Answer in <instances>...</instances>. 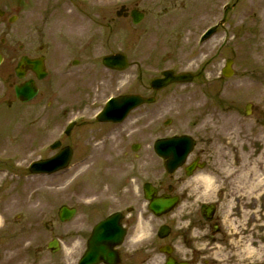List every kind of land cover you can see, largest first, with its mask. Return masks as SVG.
<instances>
[{
  "label": "rangeland",
  "instance_id": "rangeland-1",
  "mask_svg": "<svg viewBox=\"0 0 264 264\" xmlns=\"http://www.w3.org/2000/svg\"><path fill=\"white\" fill-rule=\"evenodd\" d=\"M34 2L42 12L36 17L44 28L48 27L46 33L52 37L55 30L71 34L74 41L87 46L89 57L85 68L77 67L84 70L80 86L76 78L73 91L57 84L49 90L55 76V71L49 69L51 74L43 81L40 95L14 109L16 123H9L7 132L6 126H0V136H5L2 148L6 151L0 156V210L6 183L23 184V192L43 199H48L50 193L60 200L74 185L75 194L81 196L78 200L93 199L101 195L98 190H106L101 185L122 181L120 154L132 156L133 143L140 144L138 162L141 164L149 154L154 158V168L160 170L153 155L154 140L185 133L196 139L195 152L205 151L207 170L203 173L213 178L214 173L220 174L218 178L224 180L215 183L226 192L225 198L219 200V210L225 219L224 229L231 233L228 237H233L228 246L245 262L260 261L264 257V231L252 224L257 214H264V195L256 198L263 192H249L245 179L236 180L239 174H227L222 169L234 160L239 165L246 159L249 167L257 165L255 169L264 176V154L258 159L264 148V0ZM226 4L230 7L223 12ZM121 5L136 7L145 17L137 25L129 16L116 17ZM213 25H218L217 31L201 40L202 33ZM116 52L126 55V69L118 72L103 68L101 57ZM228 58L233 60L234 73L223 78L220 72ZM165 69L190 72L195 77L189 83L152 92L148 82ZM4 88L0 82V91ZM123 93L154 96L156 100L137 108L121 124L94 123L92 116L105 100ZM246 103L253 105L248 117L243 112ZM166 119L171 120L167 126L163 125ZM70 121L77 124L64 142L74 150L69 168L53 176L24 175L32 160L51 155L50 143L62 136ZM14 137L18 139L14 141ZM115 137L121 141L119 144ZM108 188L109 192L114 189ZM252 212L256 218L253 222L248 221ZM260 217L256 222L264 223V216ZM2 242L0 239V264H8Z\"/></svg>",
  "mask_w": 264,
  "mask_h": 264
},
{
  "label": "flooded vegetation",
  "instance_id": "flooded-vegetation-1",
  "mask_svg": "<svg viewBox=\"0 0 264 264\" xmlns=\"http://www.w3.org/2000/svg\"><path fill=\"white\" fill-rule=\"evenodd\" d=\"M34 1L0 0V80L6 87L0 91V126L16 123L15 113L5 118V108L20 104L14 86L32 81L39 93L43 80L51 74L49 69H53L55 76L48 89H54L55 84L73 89L75 79L79 80L77 86L82 80L84 70H79V66H86L85 44L79 41L75 44L74 37L61 30H55L54 37L47 34L48 27L44 28L36 17V13L42 12ZM33 61L44 64L46 75L41 80L27 64ZM1 139L2 136L0 156L6 152ZM17 139L14 137V141ZM65 145L68 143L62 142L60 148ZM203 153L195 152L172 173L164 170L162 160H158L160 170L155 169L154 158L149 154L142 158L141 164L136 152L132 156L127 152L120 154L124 177L115 185H101L106 188L100 191L101 199L78 200L81 196L75 194L74 185L60 200L50 193L48 199H43L32 192H23V184H4L0 210L4 261L79 264L89 247H93L94 254L100 257L96 264H264V257L260 263L245 262L228 246L233 237H228L231 233L224 229L225 219L219 210L222 203L219 200L225 198L226 192L216 189L209 194L204 190L203 169L186 174L188 165L202 164ZM108 187L114 189L109 192ZM146 188L157 199L174 198L173 206L156 214L150 208L151 200L146 198ZM63 207L74 209V216L61 219ZM100 224L101 236L96 239L94 232Z\"/></svg>",
  "mask_w": 264,
  "mask_h": 264
},
{
  "label": "water",
  "instance_id": "water-1",
  "mask_svg": "<svg viewBox=\"0 0 264 264\" xmlns=\"http://www.w3.org/2000/svg\"><path fill=\"white\" fill-rule=\"evenodd\" d=\"M117 15H120V13L118 12ZM131 17L133 23H138L142 17V14L138 13L137 11H133L131 12ZM103 62L106 66L117 69H122L126 65V60L123 55H113L105 57L103 59ZM230 65L231 60H227L226 66L222 71L223 75L226 77H228L232 73ZM191 79L192 75L188 73L175 75L171 71H165L161 73L160 77L151 80L150 86L152 89L159 90L170 83L188 82L191 81ZM16 93L22 101H27L30 100L36 94V91L34 87L30 84H24L20 87H16ZM152 101V99H146L138 95H130L124 98H118L109 103L103 115L106 116L110 113L109 116H106L108 119L115 121L121 120L129 111V109L136 107L142 103H150ZM246 109H248V107ZM104 116H102V120L106 118ZM190 148L191 142L187 139V137H175L164 140L161 139L157 140L154 144L155 152L160 157L168 159V162L166 163V168L168 170H172L178 164H180L187 155V153L190 151ZM70 156V148H65L59 154L49 160L33 163L30 170L32 172H54L55 170H59L66 167ZM170 202V200H167V203L165 204L164 208L169 206ZM151 208L154 211H157L158 208H160L161 210V206L157 204L151 205ZM63 214V219H68L73 214V211L63 210ZM101 226L102 224L98 225L95 229L93 237L96 239L101 236ZM93 250V247H89L88 252L83 257L81 264H92V262H96L98 260L97 255L94 254Z\"/></svg>",
  "mask_w": 264,
  "mask_h": 264
},
{
  "label": "bare ground",
  "instance_id": "bare-ground-1",
  "mask_svg": "<svg viewBox=\"0 0 264 264\" xmlns=\"http://www.w3.org/2000/svg\"><path fill=\"white\" fill-rule=\"evenodd\" d=\"M263 154H264V148H262L259 152V157H258L259 160H260V158H263ZM237 164L238 163L234 160V163L232 162V163L226 165V168H223V169L220 168V169L224 170V173H227V174H233V175H235L236 173L239 174V176L236 177V180H238L239 178L242 180L245 179L248 182L247 189L249 192H251L253 190H261L263 193L260 194L259 197H256V198H262V196L264 195V176H261L259 169H255V166H257V165L249 167V163L246 159L243 160L239 165H237ZM245 174H247V175L251 174V175H253V177H251V178L246 177ZM231 181H232V179H231ZM203 182H204V186L206 187L210 183V180L203 178ZM205 193H206V191H204L203 194L205 195ZM260 215L264 216V214H260ZM260 215L257 214V216H258L257 220L262 219L260 217ZM254 218H255L254 212L249 213L248 221L253 222ZM256 221L253 222V224H252L253 227L254 228L257 227L259 230L264 231V223H257ZM250 244H252V242H250Z\"/></svg>",
  "mask_w": 264,
  "mask_h": 264
}]
</instances>
